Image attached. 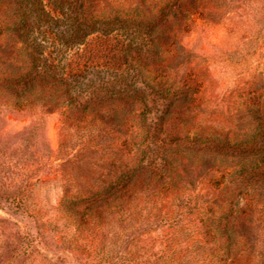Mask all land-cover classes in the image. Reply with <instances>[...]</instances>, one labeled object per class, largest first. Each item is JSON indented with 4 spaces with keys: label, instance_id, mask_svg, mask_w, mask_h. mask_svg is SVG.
Instances as JSON below:
<instances>
[{
    "label": "rangeland",
    "instance_id": "374dc122",
    "mask_svg": "<svg viewBox=\"0 0 264 264\" xmlns=\"http://www.w3.org/2000/svg\"><path fill=\"white\" fill-rule=\"evenodd\" d=\"M23 73L71 108L20 104ZM254 112L264 0H0V264H264Z\"/></svg>",
    "mask_w": 264,
    "mask_h": 264
},
{
    "label": "trees",
    "instance_id": "16d2710c",
    "mask_svg": "<svg viewBox=\"0 0 264 264\" xmlns=\"http://www.w3.org/2000/svg\"><path fill=\"white\" fill-rule=\"evenodd\" d=\"M16 1L13 3L15 4ZM17 4V3H16ZM18 7V5H17ZM20 8V7H19ZM161 18H163L162 23H163V30L166 31L168 30L167 28L173 27L176 23L182 24V12L179 9H174L171 11H162L161 10ZM172 18V21L170 20ZM184 22V21H183ZM26 23L24 19L19 20V24L21 26ZM79 24V23H78ZM86 26H78L77 31H83L85 30ZM16 31L13 30H7L5 35L7 37V40L9 42H18L19 37L16 35ZM22 45L24 47L27 46V43L23 42ZM117 52L122 55H136L138 57H142L147 55V50H145L142 45H130V44H119L117 48ZM33 59V58H32ZM33 64V63H32ZM33 64L32 66H34ZM27 66V65H26ZM46 78V79H45ZM51 79V83L46 82L45 80ZM16 82L14 85H9L5 86L6 91H9V94L13 95L20 104L23 105H31L32 101L34 100L33 98L30 99V94H34V87H40L41 92L44 93V90L47 89V96L43 95L42 101H47L48 105L49 104H56V109L61 108L62 106L68 105L69 107L72 106V102L70 101L71 96H73L72 92L69 90V88L64 84L62 85L60 82L55 81V79L47 76V77H36V75L32 74H26L23 73L20 76H18L16 79H14ZM46 82V83H45ZM45 94V93H44ZM36 95V94H35ZM36 98V96H35ZM70 99V100H69ZM139 102H141V99H137ZM71 108V107H70ZM254 111L253 109H249V112ZM255 114L251 115V118L253 122L255 123V130H257V134L262 131V127L264 124H262L263 119L257 115L256 112ZM256 121V122H255ZM178 154L185 155L186 152L184 151H179ZM245 161L244 164L249 165L252 163H256L257 159H260L259 162L262 161V157L258 154H247L244 156ZM241 163V162H240ZM242 164V163H241ZM241 164L239 166H241Z\"/></svg>",
    "mask_w": 264,
    "mask_h": 264
}]
</instances>
